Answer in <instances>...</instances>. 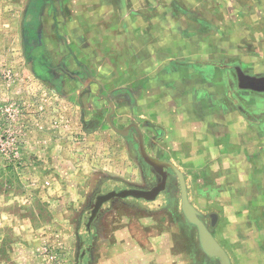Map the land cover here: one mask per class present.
Here are the masks:
<instances>
[{
    "label": "rangeland",
    "instance_id": "obj_1",
    "mask_svg": "<svg viewBox=\"0 0 264 264\" xmlns=\"http://www.w3.org/2000/svg\"><path fill=\"white\" fill-rule=\"evenodd\" d=\"M30 1L0 0V264H220L203 253L197 229L186 220L175 174L153 203L111 201L88 235L98 195L161 182L141 156L136 130L122 136L107 120L110 115L121 130L138 124L136 108L120 94L136 92L140 73L126 71L135 58L116 49L124 40L115 38L128 28L137 36L125 45L145 47L152 45L145 35L169 33L172 62L202 56L264 76V0H35L28 9ZM105 26L112 39L97 42ZM110 42L116 50L107 49L106 57ZM92 43L96 53L81 51ZM122 56L126 74L118 76ZM104 61L114 69L112 80L96 70ZM242 101L264 122V96ZM154 131L146 134L147 153L169 162L175 158L169 151L153 149L159 141ZM180 166L190 202L231 263L264 264V175L249 183L262 193L249 213L234 196L238 184H229L234 204L225 206V183L209 184ZM256 169L264 174V167Z\"/></svg>",
    "mask_w": 264,
    "mask_h": 264
},
{
    "label": "crops",
    "instance_id": "obj_2",
    "mask_svg": "<svg viewBox=\"0 0 264 264\" xmlns=\"http://www.w3.org/2000/svg\"><path fill=\"white\" fill-rule=\"evenodd\" d=\"M34 1H30L28 9L34 6ZM104 3L103 1L99 4L95 2L83 5L92 8L97 4L100 7L104 6ZM31 13V19L37 16V11ZM126 23L128 24V22L122 24L124 28L128 27ZM126 30L124 34L119 33L116 36V42L119 38L124 40V46L116 49L130 51L135 59L132 65L127 64L126 71H135L137 74L139 72L140 75L136 80L138 85L136 92L131 93L124 89L120 95L128 100L130 107L136 108L137 125L141 127L139 129L142 130L144 143L148 129L153 128L154 134L157 132L159 135V141L154 143L157 145L153 147L155 151L162 150V147L169 151L171 156H175L170 158L169 162L177 168L181 167V163L191 167L188 174L192 177L200 175L202 180L205 177L209 184L215 182L219 187L225 183L226 188H220L226 193L223 196L227 203L225 206L234 204L230 200L235 187L229 184H238L237 189L240 192H236L234 196L235 198L238 196L242 204L246 202L247 205L241 208L252 213L251 209L258 207L256 200L262 194L256 184L251 188L249 183H258L257 178L260 179L259 177L264 175L256 169L264 167V122L262 117H258L245 106L242 96L248 97L249 103H253L256 97L264 96V91L257 92L239 87L236 68L240 66H228L201 59L202 56L187 60L181 58L172 62L173 53L170 50L174 35L169 33L163 34L162 38L159 33L147 34L144 37L152 45L144 47L134 41L133 46L127 47L126 40L128 38L136 40L137 33H129L128 28ZM112 33L113 31L105 26L95 38L97 42L100 39H112L107 35ZM34 35L36 33L31 36ZM45 37L47 34L44 32L41 38L46 39ZM82 38L85 39L84 36ZM111 44L108 43L109 48L104 46L103 55L106 57L107 49L110 54H114L116 50L115 45ZM95 45L92 43L88 46V51L85 49L81 51L89 56L93 55L97 49L99 50ZM45 51L50 50L47 48ZM119 58L120 67L115 70H120L118 76H122L126 74L122 59L125 57ZM109 61L112 62L111 58ZM240 68L248 76L264 79V76ZM96 70L104 79H110L108 74L114 72L106 61ZM228 71L234 74V76L229 74L231 79H225V72ZM230 80L235 88L230 86ZM113 107L115 109V106ZM193 166L198 170H193ZM210 176L213 180H210ZM201 179L199 181H202ZM253 226L254 229L260 230L261 225L257 221L254 220Z\"/></svg>",
    "mask_w": 264,
    "mask_h": 264
},
{
    "label": "water",
    "instance_id": "obj_3",
    "mask_svg": "<svg viewBox=\"0 0 264 264\" xmlns=\"http://www.w3.org/2000/svg\"><path fill=\"white\" fill-rule=\"evenodd\" d=\"M236 72L239 80V87L241 89H249L257 92L264 91V79L248 76L244 74L240 67L236 68ZM114 112V107L112 106ZM107 120L111 128L122 136H128L130 130L134 128L139 137V148L141 156L144 162L152 168V170L161 178L160 184L154 186L149 190L137 189V188H120L114 189L110 192L100 194L96 197L94 207L90 211V216L86 224L88 235L91 233V226L98 218V216L105 210L107 204L113 200H134L137 202H145L146 204L153 203L161 197V195L167 190V184L170 174H175L180 183L181 189V208L186 220L194 226L198 231V238L203 253L210 259H216L220 264H232L231 259L222 247V245L214 237L211 230L201 219L200 213L192 205L188 197L187 185L184 174L172 163L161 161L153 158L147 153L144 138L139 126L134 123L125 129L116 128L111 120L110 115ZM217 216L212 215V226L216 224ZM85 253V252H84Z\"/></svg>",
    "mask_w": 264,
    "mask_h": 264
}]
</instances>
